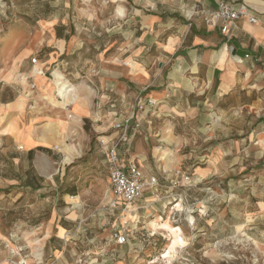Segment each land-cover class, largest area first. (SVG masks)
I'll return each mask as SVG.
<instances>
[{
  "label": "rangeland",
  "instance_id": "rangeland-1",
  "mask_svg": "<svg viewBox=\"0 0 264 264\" xmlns=\"http://www.w3.org/2000/svg\"><path fill=\"white\" fill-rule=\"evenodd\" d=\"M70 1L0 0V96L21 97L31 113L45 87L56 95L55 73L63 77L58 90L65 83L76 87L73 101L87 86L96 101L111 65H121L93 48L104 43L96 41L101 33L112 31L109 17L102 18L109 8H100L103 1ZM67 15L75 32L88 33V46L67 60L74 65L58 69L50 60L51 22ZM86 17L94 21L88 30L80 23ZM32 57L43 68L44 87L27 77ZM218 108L214 123L203 112L174 120V135L154 143L156 150L144 145V159L135 145L131 158L157 185L125 213L110 207L113 196L90 124L83 145L74 131L64 145H54L46 128L48 142L34 145L32 160L22 143L0 140V230L7 239L0 258L7 264H264V95L258 107L226 114ZM113 230L127 235L125 244H115Z\"/></svg>",
  "mask_w": 264,
  "mask_h": 264
},
{
  "label": "crops",
  "instance_id": "crops-1",
  "mask_svg": "<svg viewBox=\"0 0 264 264\" xmlns=\"http://www.w3.org/2000/svg\"><path fill=\"white\" fill-rule=\"evenodd\" d=\"M96 1H103L102 10L109 8L102 18L109 17L113 27L111 32L96 38L104 43L93 48L102 56L111 53V61L115 59L121 65H111L110 78L99 86L96 101L94 90L88 86L77 101H73L74 92L64 98L52 97L45 87L34 98L37 110L31 113L22 107L25 101L21 97L0 96V140L10 138L15 145L22 143L28 153L34 151L35 144L48 142L43 134L49 128L54 137L52 144L61 147L74 131L83 145L90 124L97 142L99 137L112 134L113 125L129 115L137 99H151L155 105L144 113L140 131L131 145V150L138 146L137 156L143 158L144 145L156 150L154 143L162 142L168 133L174 135L173 121L177 118H191L203 112L214 123L221 111L219 105H223L224 114L235 107L260 105L264 95V0H225L234 8L243 5L257 20L252 24L241 18L226 35L205 27L199 17L191 21L187 18L193 6L211 10L218 0ZM120 8L124 9L123 17L119 15ZM93 18L99 20L98 16ZM88 20L80 22L86 25L85 30L94 22ZM73 24L75 20L68 15L64 19L54 17L51 22L50 60L58 69L74 65L67 60L82 54L84 44L88 46V33L75 32ZM43 75L38 62L34 69L31 66L27 77L36 78L44 87L45 81L40 80ZM57 86L54 84L55 93ZM64 86L67 88L68 84ZM47 99L50 103H46ZM24 114H29L26 122ZM209 120L208 128L212 126ZM97 149L105 169V156L98 143ZM137 164L143 171L138 161ZM3 238L7 240L0 230V244L5 242ZM0 264H7V260L0 258Z\"/></svg>",
  "mask_w": 264,
  "mask_h": 264
},
{
  "label": "built area",
  "instance_id": "built-area-1",
  "mask_svg": "<svg viewBox=\"0 0 264 264\" xmlns=\"http://www.w3.org/2000/svg\"><path fill=\"white\" fill-rule=\"evenodd\" d=\"M194 17L201 18L205 27L215 29L223 35H226L231 25L241 18L252 24L257 21L243 5L234 8L225 0L216 1L215 8L211 10L199 5L193 6L187 18L191 21ZM30 62L33 69L38 64L36 57H32ZM34 87L32 84L31 88ZM56 95L60 97L58 92ZM154 105L155 102L151 99L145 101L137 99L132 104L129 115L113 125L112 134L98 138V147L105 156V170L113 196L110 203L112 209L118 207L124 213L136 210L134 207L142 198L144 191L157 185L156 178L146 177L137 162L131 158L130 152L132 142L140 131L144 113ZM111 239L116 245L121 246L126 243L127 235L123 231L113 230Z\"/></svg>",
  "mask_w": 264,
  "mask_h": 264
},
{
  "label": "bare ground",
  "instance_id": "bare-ground-1",
  "mask_svg": "<svg viewBox=\"0 0 264 264\" xmlns=\"http://www.w3.org/2000/svg\"><path fill=\"white\" fill-rule=\"evenodd\" d=\"M54 78H55L56 84H61L60 82L63 81V77L59 73H55L54 74ZM23 81H24V78H23ZM67 89H69V90H67ZM75 91H76V87L75 86H69V88H65L64 85H63L61 88H59L58 93L60 94L61 98L62 97L64 98L66 95H70V93L75 92ZM164 225L167 226L169 229H171L168 221H165ZM173 241H174V243L175 242L178 243L177 240H173ZM174 243L172 242L173 245H174ZM181 243H182V241H181ZM169 255H170V253H169V251H167V253L164 255V257H169Z\"/></svg>",
  "mask_w": 264,
  "mask_h": 264
},
{
  "label": "trees",
  "instance_id": "trees-1",
  "mask_svg": "<svg viewBox=\"0 0 264 264\" xmlns=\"http://www.w3.org/2000/svg\"><path fill=\"white\" fill-rule=\"evenodd\" d=\"M33 154H34V151H33V150H30V151L27 153V158H28L29 160H32ZM50 240H54V239L51 238Z\"/></svg>",
  "mask_w": 264,
  "mask_h": 264
}]
</instances>
